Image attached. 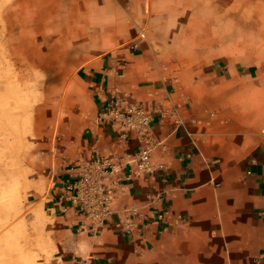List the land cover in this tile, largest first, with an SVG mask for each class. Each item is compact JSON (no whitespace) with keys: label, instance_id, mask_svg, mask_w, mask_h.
I'll return each instance as SVG.
<instances>
[{"label":"crops","instance_id":"obj_1","mask_svg":"<svg viewBox=\"0 0 264 264\" xmlns=\"http://www.w3.org/2000/svg\"><path fill=\"white\" fill-rule=\"evenodd\" d=\"M20 1L64 25L77 63L73 154L43 201L55 220L46 264H264V37L218 15L200 33L206 62L169 64L155 42L169 33L155 37L151 20L187 0H144L143 13L134 0ZM115 103L136 109L130 123L108 115ZM95 186L112 194L103 219L79 210Z\"/></svg>","mask_w":264,"mask_h":264},{"label":"rangeland","instance_id":"obj_2","mask_svg":"<svg viewBox=\"0 0 264 264\" xmlns=\"http://www.w3.org/2000/svg\"><path fill=\"white\" fill-rule=\"evenodd\" d=\"M187 1L185 8L157 9L154 20L142 16L154 21L155 37L169 33L155 40L164 63L206 62L209 41L200 33L210 32L218 15H235V33L264 37V0ZM134 2L143 13L144 0ZM63 26L33 4L0 0V264H46L52 253L55 220L43 201L72 157L75 132L65 94L77 63L66 54Z\"/></svg>","mask_w":264,"mask_h":264},{"label":"built area","instance_id":"obj_3","mask_svg":"<svg viewBox=\"0 0 264 264\" xmlns=\"http://www.w3.org/2000/svg\"><path fill=\"white\" fill-rule=\"evenodd\" d=\"M136 109L132 106H129L124 111H121L117 108V104H110L108 108V115L115 118L117 116H122V118L125 120V122L130 123L133 113ZM149 150L147 148L139 150L137 156L138 158L135 159V165L138 172H141L147 167L149 162ZM191 153L187 152L185 154L186 157H190ZM98 160V159H96ZM134 160V159H131ZM107 168L104 169L106 171ZM88 180V177L84 178L82 177L81 180ZM90 180V178H89ZM81 186H75L76 193L74 196H79V192L81 190ZM96 190L95 192L86 193L84 194L85 200L79 199L78 202H80V213H85L86 215L94 214L96 217H106L107 214L111 213V209H109L110 201L112 198L111 190L106 188H98L94 187ZM86 191H88L86 189ZM124 212L129 216V218H132L135 215V209L134 210H127L125 209ZM128 212V213H127ZM102 215V216H101Z\"/></svg>","mask_w":264,"mask_h":264}]
</instances>
